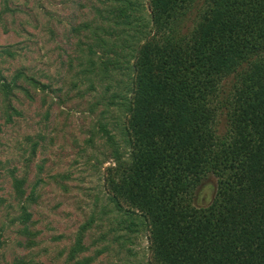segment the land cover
I'll use <instances>...</instances> for the list:
<instances>
[{
	"label": "trees",
	"instance_id": "1",
	"mask_svg": "<svg viewBox=\"0 0 264 264\" xmlns=\"http://www.w3.org/2000/svg\"><path fill=\"white\" fill-rule=\"evenodd\" d=\"M120 1L117 24L137 27L138 2ZM199 4L186 33L181 25ZM150 9L154 35L139 30L129 47L127 152L106 171L110 198L148 223L152 264H264V0H150ZM23 79L0 71L8 110ZM229 79V129L218 137L219 94ZM211 175L215 198L198 208L194 193ZM25 185L14 178L24 225L34 201ZM87 227L71 260L86 250Z\"/></svg>",
	"mask_w": 264,
	"mask_h": 264
},
{
	"label": "rangeland",
	"instance_id": "2",
	"mask_svg": "<svg viewBox=\"0 0 264 264\" xmlns=\"http://www.w3.org/2000/svg\"><path fill=\"white\" fill-rule=\"evenodd\" d=\"M134 1V14L142 11L137 27L117 24L120 0H0V71L8 80L25 76L14 110L0 92V264H152L148 223L118 208L105 182L115 157L127 152L129 47L140 31L154 35L150 0ZM196 7L181 25L186 33ZM231 82L219 94L226 108L218 137L229 129ZM15 177L33 194L26 225L18 220L23 200ZM216 192L211 175L195 191L194 206H209ZM85 225L86 250L71 260Z\"/></svg>",
	"mask_w": 264,
	"mask_h": 264
}]
</instances>
